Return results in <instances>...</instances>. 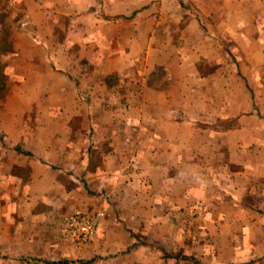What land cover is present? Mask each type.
Instances as JSON below:
<instances>
[{
  "label": "crops",
  "instance_id": "crops-1",
  "mask_svg": "<svg viewBox=\"0 0 264 264\" xmlns=\"http://www.w3.org/2000/svg\"><path fill=\"white\" fill-rule=\"evenodd\" d=\"M18 2L0 264H264V0ZM75 209L106 213L79 247Z\"/></svg>",
  "mask_w": 264,
  "mask_h": 264
},
{
  "label": "built area",
  "instance_id": "built-area-1",
  "mask_svg": "<svg viewBox=\"0 0 264 264\" xmlns=\"http://www.w3.org/2000/svg\"><path fill=\"white\" fill-rule=\"evenodd\" d=\"M103 216V212L91 214L80 210L64 216L60 227L62 240L72 244L89 243L94 239Z\"/></svg>",
  "mask_w": 264,
  "mask_h": 264
},
{
  "label": "rangeland",
  "instance_id": "rangeland-1",
  "mask_svg": "<svg viewBox=\"0 0 264 264\" xmlns=\"http://www.w3.org/2000/svg\"><path fill=\"white\" fill-rule=\"evenodd\" d=\"M19 0H2V2H1V5H0V16H2V15H8V14H10L11 12L13 13V15H15V17L16 18H18L19 17V11L17 10L16 11V8L18 7V5H19V2H18ZM3 99V98H2ZM1 99V100H2ZM78 210H80V209H75V210H73L72 212H75V211H78ZM81 211H83V210H81ZM72 212L70 211V212H64V214H66V215H69V214H72ZM86 212V211H85ZM97 212H103L104 213V216L102 217L103 219L105 218V216H106V213H105V210L104 209H97V210H95V211H90V212H87V213H91V214H96ZM63 215V214H62ZM66 215H64V216H66ZM64 216H63V218H64ZM101 222H102V220H101ZM101 222H100V224H101ZM100 224L98 225V227H97V230H98V228H99V226H100ZM61 227V226H60ZM96 230V231H97ZM59 233H60V238L62 237L61 236V232H60V229H59ZM97 233V232H96ZM95 237H96V235H95ZM95 237H94V239H95ZM93 239V240H94ZM61 240H62V238H61ZM93 240H91L89 243H91ZM63 242H65V243H68V244H70V245H73V246H81V245H83V244H88V242L87 243H83V244H72V243H70V242H68V241H65V240H63ZM70 260H72V259H70ZM79 260H81V259H77V260H73V262L74 261H77V263H78V261ZM91 260V259H90ZM93 261V260H92ZM78 264H80V263H78Z\"/></svg>",
  "mask_w": 264,
  "mask_h": 264
},
{
  "label": "trees",
  "instance_id": "trees-1",
  "mask_svg": "<svg viewBox=\"0 0 264 264\" xmlns=\"http://www.w3.org/2000/svg\"><path fill=\"white\" fill-rule=\"evenodd\" d=\"M1 2H2V0H0V5H1ZM3 88H4L3 74L0 72V101L4 97V94L1 93L3 91ZM78 263H80V264H91L92 260H79ZM65 264H68V262L66 261Z\"/></svg>",
  "mask_w": 264,
  "mask_h": 264
}]
</instances>
